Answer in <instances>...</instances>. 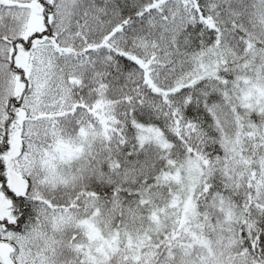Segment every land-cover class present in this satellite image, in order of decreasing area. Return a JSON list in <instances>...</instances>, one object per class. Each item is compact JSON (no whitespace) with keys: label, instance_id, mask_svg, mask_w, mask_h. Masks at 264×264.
<instances>
[{"label":"snow or ice","instance_id":"obj_1","mask_svg":"<svg viewBox=\"0 0 264 264\" xmlns=\"http://www.w3.org/2000/svg\"><path fill=\"white\" fill-rule=\"evenodd\" d=\"M0 264H264V0H0Z\"/></svg>","mask_w":264,"mask_h":264}]
</instances>
